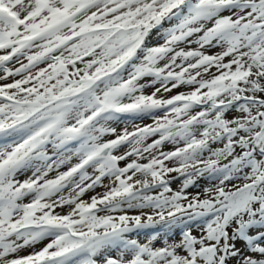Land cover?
Returning <instances> with one entry per match:
<instances>
[{
    "label": "snow or ice",
    "instance_id": "1",
    "mask_svg": "<svg viewBox=\"0 0 264 264\" xmlns=\"http://www.w3.org/2000/svg\"><path fill=\"white\" fill-rule=\"evenodd\" d=\"M0 264H264V0H0Z\"/></svg>",
    "mask_w": 264,
    "mask_h": 264
}]
</instances>
